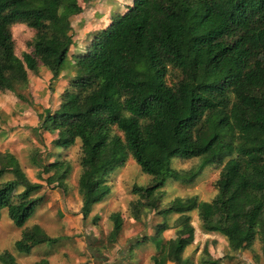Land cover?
I'll return each mask as SVG.
<instances>
[{
  "label": "trees",
  "instance_id": "trees-1",
  "mask_svg": "<svg viewBox=\"0 0 264 264\" xmlns=\"http://www.w3.org/2000/svg\"><path fill=\"white\" fill-rule=\"evenodd\" d=\"M173 2L133 0L94 32L88 48L74 55L68 87L54 111L45 109L41 126L57 130L54 144L80 141L82 219L109 195L108 172L129 156L150 176L147 185L132 188L135 219L157 207L167 179L191 184L205 166H219L210 200L187 194L158 210L177 216L171 225L157 224L148 264H220L205 246L197 262L185 255L194 239L188 213L194 209L200 230L223 235L230 251L249 249L264 264V0H185L177 8ZM81 11L78 0H0V90L25 100L21 90L40 66L56 79L73 43L70 17ZM15 23L34 30L30 51L20 56L10 30ZM174 156L201 161L175 169ZM42 167L48 184H62L71 170L64 158ZM41 186L12 153L0 151V216L6 209L23 228L13 243L16 251L59 241L38 224L24 228L43 203ZM109 219L108 237L115 240L122 218L112 212ZM168 228L174 236L161 238ZM0 262L18 264L8 250L0 251Z\"/></svg>",
  "mask_w": 264,
  "mask_h": 264
},
{
  "label": "rangeland",
  "instance_id": "rangeland-1",
  "mask_svg": "<svg viewBox=\"0 0 264 264\" xmlns=\"http://www.w3.org/2000/svg\"><path fill=\"white\" fill-rule=\"evenodd\" d=\"M132 1L78 0L82 11L70 17L73 43L69 49L68 60L63 64L64 70L60 72H63L60 78L66 80L56 83L57 81L48 79L47 74H41L39 67L36 74L41 76H34L35 74L29 72L27 87L21 90L25 100L17 98L13 92L0 90V151L12 153L29 179L42 184L37 194L43 195V203L26 221L24 227H30L33 223L39 224L48 234L59 237L55 245H37L33 253L16 251L13 243L19 238V231L23 228L16 227L9 219L6 209H2L0 251L8 250L20 264H38L36 261L44 259V252L49 262L55 264H75L83 260H87L85 264H148L155 251L152 238L157 224L165 221L171 225L177 216L175 213L164 216L158 210L177 196L193 194L202 201H208L215 195L212 182L218 175L219 166L208 165L191 184L167 179L158 192L157 207L142 210L140 217L135 219L131 216L129 207V202L137 198L132 193V188L135 185H147L150 176L143 173L129 156L122 167L108 172L111 182L109 195L96 203L90 214L82 219L81 201L77 192L80 141L76 139L69 146L54 144L52 140L56 137L57 130L41 126L45 109L54 111L59 106L57 102L60 103L62 92L68 87L69 78L74 73L71 58L84 52L93 38V33L108 26ZM173 1L172 5L177 8L185 0ZM10 30L15 53L20 56L22 52L30 51L29 41L34 30L22 23L13 24ZM172 76L173 74L168 78ZM55 158L69 160L71 165L70 173L63 179L62 184L56 181L48 184L45 178L49 173L42 172L43 164ZM200 161L199 157L183 159L174 156L170 158V166L187 170L197 167ZM6 175L10 176L7 173ZM112 212H119L122 218V227L115 240L108 237L113 224L109 219ZM188 213L194 226V239L186 247L185 255L194 262L199 260L205 246L212 258H219L220 264H261V261L254 260L253 252L249 249L230 251L221 234L216 237L211 233L210 236L201 235L196 209ZM160 236L163 239L173 237L174 228L164 229ZM252 248L255 253L259 252L257 242L253 243Z\"/></svg>",
  "mask_w": 264,
  "mask_h": 264
},
{
  "label": "crops",
  "instance_id": "crops-1",
  "mask_svg": "<svg viewBox=\"0 0 264 264\" xmlns=\"http://www.w3.org/2000/svg\"><path fill=\"white\" fill-rule=\"evenodd\" d=\"M68 60V59H67ZM71 63H72V65L74 64V58H71ZM64 70V69H63ZM39 71H40V73L41 74H47L48 75V79H50L51 78V73H50V71L48 70V69H46L44 66H40V69H39ZM63 73V72H62ZM62 73H60L59 75H58V77L56 78V79H53V81L55 82V81H57L56 83H60V82H63L64 80H66V78H63V79H61L60 77H61V75H62ZM41 74L40 75H37V74H33L34 76H41ZM72 77V76H71ZM36 78V77H35ZM70 79V78H69ZM64 84H67V82H64ZM58 104H59V102H57ZM12 135V134H11ZM53 160V159H52ZM51 160V161H52ZM33 162V161H32ZM34 163H36V162H34ZM33 224H35V223H33ZM33 224H31V226L33 225ZM39 225V224H38ZM25 226V225H24ZM30 226V227H31ZM40 227H42L41 225H39ZM18 228H20V227H18ZM25 228V227H24ZM27 228H29V227H27ZM43 230H44V228H42ZM200 229V228H199ZM20 232V235H21V230L19 231ZM199 232L201 233V235H211V234H214L215 235V237L217 236V234H219V233H216V232H203L202 230H199ZM47 233V232H46ZM211 233V234H210ZM48 234V233H47ZM48 235H50V234H48ZM50 236H53V235H50ZM20 237V236H19ZM58 237V236H57ZM222 237H224V236H222ZM218 238V237H217ZM225 238V237H224ZM17 240V239H16ZM226 244H227V241H226ZM55 245V244H54ZM52 246V245H51ZM227 246H228V244H227ZM36 247V246H35ZM35 247H33L32 248V250L29 252V253H33V250H34V248ZM228 249H229V247H228ZM54 250V249H53ZM52 250V251H53ZM54 251H56V250H54ZM45 252H44V256H42V258H44L45 260H47L48 262H49V260L45 257ZM63 257H65L64 255H63ZM38 261V260H37ZM37 261H36V263H37ZM85 261H87V260H83L82 262H76L75 264H85L86 262ZM16 262L18 263V264H20L19 263V260L17 261L16 260ZM49 264H55V263H53V262H49Z\"/></svg>",
  "mask_w": 264,
  "mask_h": 264
}]
</instances>
